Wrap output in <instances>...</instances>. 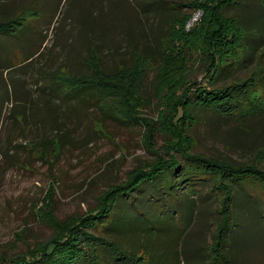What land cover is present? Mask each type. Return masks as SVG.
<instances>
[{
	"label": "rangeland",
	"instance_id": "obj_1",
	"mask_svg": "<svg viewBox=\"0 0 264 264\" xmlns=\"http://www.w3.org/2000/svg\"><path fill=\"white\" fill-rule=\"evenodd\" d=\"M240 2L245 5H230L225 15L239 17L248 31L249 49L235 68L221 69L215 86L257 72L259 63V94L264 95V56L256 60L254 54L264 43V5L258 0ZM178 3L190 0H0V18L20 14L27 19L20 33L23 44L35 43L15 45L23 50L10 51L14 67L0 70V264L40 252L50 238L64 232L65 224L97 210L105 193L125 182L131 171L148 166L158 155L170 158L171 153L180 162L175 176H186L197 197L183 201L180 191L177 199L171 198L165 179L145 182L120 203L125 216L116 225L119 233L111 237L131 248L126 255L130 262L137 254L140 264H222L221 255L212 251L222 193L210 191L212 179L184 174L186 159L167 152L175 140L172 124L187 130L195 154L235 165L260 161L264 167V102L250 119L203 108L171 119L188 86L177 74L183 56L190 59L186 77L212 86L205 77L203 47L215 22L204 17V7L179 8ZM185 12L197 17L195 23L190 28L185 24L177 36L171 34L173 17ZM165 48L167 63L177 74L170 80L163 69ZM229 51L224 58L239 54L240 47ZM35 54L39 55L28 61ZM94 55L100 56L108 73L136 66L141 56L149 58L141 62L145 71L137 91L132 90L128 109L121 105L119 90L103 100L92 92L84 100L62 101L46 89L58 67L64 80L72 74H91L89 59ZM133 108L136 115L129 114ZM142 120L154 127L153 138L147 139L149 124ZM232 187L238 219L227 246L225 241L219 248L224 247L234 264H264V219L254 217L264 209V189L235 182ZM137 211H153L154 224ZM89 232L106 233L100 228Z\"/></svg>",
	"mask_w": 264,
	"mask_h": 264
},
{
	"label": "trees",
	"instance_id": "obj_2",
	"mask_svg": "<svg viewBox=\"0 0 264 264\" xmlns=\"http://www.w3.org/2000/svg\"><path fill=\"white\" fill-rule=\"evenodd\" d=\"M258 1L260 5H264V0ZM237 3L240 6L245 5L240 0H190V3H178L179 8L193 5L204 7V10H206L204 17L207 20H212L211 23L215 22V28L210 32L208 31L206 43L203 47L204 54L207 55L204 58L207 62L205 77H207L212 86L200 84L198 80L191 81L189 75L186 77L189 72L190 59L187 61L186 57L183 56L180 67L178 66L179 68H177V71L180 72L177 74L179 76L182 75L181 77L184 78L188 86L182 91L180 100L175 107L176 110L171 114L172 120L174 118L180 120L184 113L190 116L189 110L195 108L217 111L223 116L237 119H250L260 113L257 106L259 102H264L262 99L264 97L263 93L259 94L262 90L261 81L259 80L263 69L262 64L258 63L260 65L257 69L258 71H254L247 77L234 79L226 86H215L221 69L226 67L235 68L249 49V42L246 39L248 31L241 25L239 17L225 15L226 8H229L230 5H238ZM190 17V12L179 13L174 16L171 24V34L174 32L175 36H177L181 29H184ZM26 21L27 19L23 20L20 14L0 18V37L3 38V41L7 40V42L9 41L8 43L14 46L23 44L24 38L20 36V33ZM238 47H240L239 54H235L231 58H224L227 49H230L229 52H233ZM258 48H260V52L254 53L255 59L262 60L264 43L262 46L258 45L256 50ZM10 54L8 50L6 52L0 50V69H11L14 67L11 59L12 54ZM38 55H33L28 61H32ZM161 55L163 69L166 70L164 75L171 76L168 79L170 80L177 74H175V70L173 72L174 67L171 66L170 62L167 63L169 48L162 49ZM147 58L146 56L142 59L141 56L136 66L121 67L115 72L108 73L101 66L100 56L94 55L89 59V61L91 60V63L89 62L92 70L91 74H72L64 80L60 77L61 67H58L52 73V83L46 86V89L51 92V95L62 101L84 100L87 97L86 95L92 94V92L95 93L97 99L103 100L106 99V95L113 93L112 90H119L121 105L128 109L130 98L133 94L132 90L134 93L137 91L138 84L141 82L145 71V67L140 66L142 65L141 62L147 63ZM186 63L187 65L185 66ZM24 64L25 62L20 66ZM126 111H130L129 114L131 115H136L135 108ZM115 112L118 114L116 110ZM124 119V121L129 120L128 118ZM142 122L144 121L142 120ZM144 123L149 124L148 121ZM172 130L175 133V140L170 143L166 150L168 153L172 151L178 152L186 159L187 163L185 168H183L184 174L196 175L199 180L208 177L213 180L210 191L222 193V203L219 208L221 220L216 231V244L212 247V251L216 256L217 254L221 255L222 264H234L225 256L224 247L222 249L219 248L228 239L232 223L236 224L238 219L235 214V205H233L234 192L232 191V182L246 183L250 186L257 184L264 189V167L259 164L260 161L235 165L218 158L205 156L202 153L195 154L191 149L192 143L189 141L187 130L177 124H172ZM153 132L154 127L149 124L147 139H151V136L153 138ZM171 154L170 158L158 155V158L148 166L139 167L131 171L125 182L112 187L105 193L97 210L87 213L79 221L73 222V224H65L62 227L64 232L50 238L46 245L40 249V252L28 257H18L13 261V264H140V259L136 258L137 254L132 256L131 262L127 260L126 255H128L127 253L131 248H126L118 240L116 241L111 237L113 233L115 235L119 233V228L116 225L125 216L119 211V205L122 200L125 197H130L129 195H132L136 189L142 187L145 182L151 183L159 178L168 182L165 192H168L171 198L177 199L180 191L184 192L181 194L184 195L182 197L183 201H187L188 196H192L190 200L197 197L196 191L190 186L193 183L189 185L186 176L182 175L180 179L175 176L180 173V162ZM182 183L184 185L178 187ZM186 192H191L192 195H186ZM251 195L248 194V197L251 198ZM263 203L264 199L261 201V205ZM154 208L156 209L157 206ZM142 213L145 218H148V224H154L153 211ZM155 214L156 218H158L156 212ZM254 217H262L264 219V209H260ZM89 228H100L106 233L104 235L92 233L89 232ZM225 245L227 246V241Z\"/></svg>",
	"mask_w": 264,
	"mask_h": 264
},
{
	"label": "crops",
	"instance_id": "obj_3",
	"mask_svg": "<svg viewBox=\"0 0 264 264\" xmlns=\"http://www.w3.org/2000/svg\"><path fill=\"white\" fill-rule=\"evenodd\" d=\"M0 50L1 51H4V52H6V50H8V51H12L13 49H16V50H23V49H20L19 47H17V46H14L13 44H11V43H8L7 42V40L6 39H4V40H6V41H3V38H1L0 37ZM26 42V44H23V45H29L30 46V44L31 45H35V43H33V41L31 40V41H25ZM22 44V43H21ZM19 46H22V45H20V44H18ZM27 45V46H28ZM33 47V46H32ZM5 54H9V53H5ZM11 55V54H10ZM12 56V55H11ZM1 70V69H0Z\"/></svg>",
	"mask_w": 264,
	"mask_h": 264
},
{
	"label": "built area",
	"instance_id": "obj_4",
	"mask_svg": "<svg viewBox=\"0 0 264 264\" xmlns=\"http://www.w3.org/2000/svg\"><path fill=\"white\" fill-rule=\"evenodd\" d=\"M196 18H197V17L194 15L193 17H191L190 20H188V22H187V24H186L187 28H190V27L193 26V24H194L195 21H196Z\"/></svg>",
	"mask_w": 264,
	"mask_h": 264
}]
</instances>
